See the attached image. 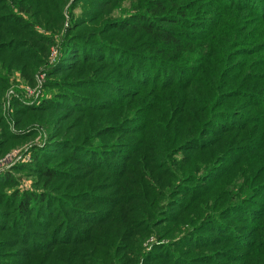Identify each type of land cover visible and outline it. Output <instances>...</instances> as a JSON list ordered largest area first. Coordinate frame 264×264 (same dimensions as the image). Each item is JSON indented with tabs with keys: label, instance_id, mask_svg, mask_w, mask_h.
Here are the masks:
<instances>
[{
	"label": "trees",
	"instance_id": "16d2710c",
	"mask_svg": "<svg viewBox=\"0 0 264 264\" xmlns=\"http://www.w3.org/2000/svg\"><path fill=\"white\" fill-rule=\"evenodd\" d=\"M37 122L0 264H264V0H0V157Z\"/></svg>",
	"mask_w": 264,
	"mask_h": 264
},
{
	"label": "rangeland",
	"instance_id": "374dc122",
	"mask_svg": "<svg viewBox=\"0 0 264 264\" xmlns=\"http://www.w3.org/2000/svg\"><path fill=\"white\" fill-rule=\"evenodd\" d=\"M65 14H66V19H67L66 23H65V27H66L69 24L68 19H70V18H69V15L67 13V10L65 11ZM54 49H58L57 44L52 45L50 50H49L48 61L50 64H54L58 60V57H59V55H58L59 49H58V53L56 56L53 55ZM17 78H20L19 74H17ZM46 81H47V70H45L44 68H41L36 73L34 83H32V84L28 83V82L25 83L23 80H20V81L18 80V82L16 81V83H14V85L11 86L4 93V96L2 99L3 109H4V113L6 114V116H8L10 113L9 112L10 111L9 110L10 109V100L14 95L23 94L24 96H26V98H29V99L37 98L38 95L41 96L44 93ZM12 127H13V125H12ZM30 128H33L32 130H35L36 134L33 135L32 137H30L27 141L12 147L5 155L0 157V160L3 161V164L6 165L10 159H14L13 162L14 161L18 162L20 160V162H18V163L29 164L32 162L30 155L28 153V149L31 147V145L32 144H46L47 143V140H48L47 138L49 136V134H48L49 129L46 127V125H44V124L41 125V123L37 122V123L31 125ZM23 157H27V159L23 161ZM9 167H11V165L10 166L8 165L5 169H1L0 173L8 170ZM33 183L34 182H33L32 177L22 176L20 178L18 188L31 189V188H33ZM153 243H158V240L154 236H151L146 242H144V247H145L146 251H149L152 249Z\"/></svg>",
	"mask_w": 264,
	"mask_h": 264
},
{
	"label": "built area",
	"instance_id": "2783aa9c",
	"mask_svg": "<svg viewBox=\"0 0 264 264\" xmlns=\"http://www.w3.org/2000/svg\"><path fill=\"white\" fill-rule=\"evenodd\" d=\"M57 53H58V49H54V50H53V55L56 56ZM26 159H27V157H23V160H26ZM13 160H14V159H10V160L7 162L6 165L3 164V161L0 160V171H1V169H5L8 165H9V166L12 165V164L15 162V161L13 162Z\"/></svg>",
	"mask_w": 264,
	"mask_h": 264
}]
</instances>
